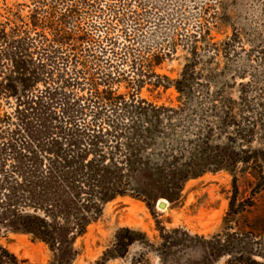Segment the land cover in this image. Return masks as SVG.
Listing matches in <instances>:
<instances>
[{
    "label": "rangeland",
    "instance_id": "obj_1",
    "mask_svg": "<svg viewBox=\"0 0 264 264\" xmlns=\"http://www.w3.org/2000/svg\"><path fill=\"white\" fill-rule=\"evenodd\" d=\"M15 42L25 44V58L44 73L31 89L34 95L64 91L79 122L95 118L106 125L136 97L200 110L188 123L191 139H197L201 103L218 111L232 107L240 120L243 86L254 109L243 116L260 120L264 0H0V145L14 138L23 148L28 132L18 119L19 102L3 89L16 76ZM187 67L195 78L196 99L190 103L175 83ZM62 103L67 101L59 102V114ZM210 117L212 123L219 119ZM261 123L251 143L238 137L233 145L236 152L249 151V163L239 159L236 166L191 178L177 200L160 198L153 209L135 194L118 197L76 240L71 260L70 254L5 226L0 245L24 264H225L231 255L212 250L238 236L253 252H264ZM231 132L219 130L213 145L229 144ZM232 202L240 211L229 217ZM123 228L142 232L147 240L132 245L125 257H110Z\"/></svg>",
    "mask_w": 264,
    "mask_h": 264
},
{
    "label": "trees",
    "instance_id": "obj_2",
    "mask_svg": "<svg viewBox=\"0 0 264 264\" xmlns=\"http://www.w3.org/2000/svg\"><path fill=\"white\" fill-rule=\"evenodd\" d=\"M14 44L18 45L11 56L16 76L3 89L19 102L18 119L28 140L23 148L14 138L0 145V227L32 235L62 255L70 254V260L76 254V240L103 215L108 203L129 194L144 199L151 209L160 198L177 200L189 179L236 166L239 159L249 163V151L236 152L233 145L239 138L251 143L259 121L264 128V102L260 120L243 116L254 110L246 86L238 103L240 120L232 115V107L218 111L217 106L206 109L201 103L197 139H191L188 123L200 110L158 106L136 97L125 104L120 118L106 125L95 118L79 122L64 91L47 89L46 95H34L31 89L44 73L25 58L23 42ZM188 68L175 83L190 103L196 92ZM63 100L68 104H61L59 114ZM210 113L219 119L212 123ZM229 128H233L229 144L213 145L218 131ZM239 211L232 202L228 215ZM238 237L218 242L212 252L230 254L225 264H264L254 258H264V252H253L246 239ZM143 240H147L144 233L123 228L108 254L125 257L132 245ZM24 263L0 245V264Z\"/></svg>",
    "mask_w": 264,
    "mask_h": 264
},
{
    "label": "water",
    "instance_id": "obj_3",
    "mask_svg": "<svg viewBox=\"0 0 264 264\" xmlns=\"http://www.w3.org/2000/svg\"><path fill=\"white\" fill-rule=\"evenodd\" d=\"M159 205L163 206V203L160 204V202H159Z\"/></svg>",
    "mask_w": 264,
    "mask_h": 264
},
{
    "label": "bare ground",
    "instance_id": "obj_4",
    "mask_svg": "<svg viewBox=\"0 0 264 264\" xmlns=\"http://www.w3.org/2000/svg\"><path fill=\"white\" fill-rule=\"evenodd\" d=\"M163 207H165V205L163 204Z\"/></svg>",
    "mask_w": 264,
    "mask_h": 264
}]
</instances>
